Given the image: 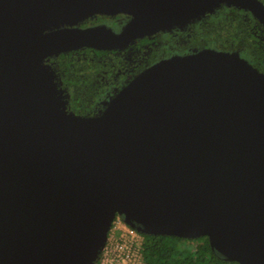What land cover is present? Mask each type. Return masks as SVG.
I'll return each mask as SVG.
<instances>
[{"label":"water","instance_id":"95a60500","mask_svg":"<svg viewBox=\"0 0 264 264\" xmlns=\"http://www.w3.org/2000/svg\"><path fill=\"white\" fill-rule=\"evenodd\" d=\"M221 4L264 25L260 0H0V264H92L116 214L264 264V73L237 52L176 54L81 115L52 61L124 49ZM119 14V31L80 26Z\"/></svg>","mask_w":264,"mask_h":264},{"label":"trees","instance_id":"16d2710c","mask_svg":"<svg viewBox=\"0 0 264 264\" xmlns=\"http://www.w3.org/2000/svg\"><path fill=\"white\" fill-rule=\"evenodd\" d=\"M106 17L108 16L95 15L88 20L92 21V19H97L104 21ZM149 38L151 37L145 36L137 39L136 42H138V46L140 44H149L151 42ZM80 51L84 55H76V50H72L60 53L52 58V61L58 68L63 86L69 88L71 92L70 108L81 115H93L97 113L95 110L96 106H100L97 104L99 99H102V97L106 98L108 94L109 96L114 95L118 89L126 84L123 82L125 76H116L113 74L109 77L112 72H116L118 69L116 66L120 59L114 55L120 50L83 48ZM85 56H92V60H84ZM104 57L113 58L114 60H99ZM86 63H89V67L94 69V73L104 72L107 78L102 81V76L94 75L93 79L84 77L82 70L87 69ZM109 87H111L110 92L107 90ZM112 88H116V90L112 91ZM103 107L101 106V109ZM142 235L144 237L142 254L147 264H238L234 261H227L214 252L206 236L187 239L160 234Z\"/></svg>","mask_w":264,"mask_h":264},{"label":"flooded vegetation","instance_id":"af4514ba","mask_svg":"<svg viewBox=\"0 0 264 264\" xmlns=\"http://www.w3.org/2000/svg\"><path fill=\"white\" fill-rule=\"evenodd\" d=\"M260 1L264 2V0ZM119 16L125 17L119 26L122 27L128 20V16ZM210 16L213 18L209 19ZM114 17H118V15ZM106 25L114 27L112 24ZM113 29L120 30L115 27ZM171 31H160L148 36L151 37L149 44L138 46V42L135 41L134 44L126 48H131L137 54L136 58L129 62V65H124L125 83L136 73L160 59L176 54H189L204 48L237 52L258 71L264 73V25L244 8L233 4H221L212 13L208 12L196 18L192 24H185L182 29L173 27ZM163 34H166V37L159 41L157 47L152 50V44L155 45L159 36ZM117 50H120L117 51L119 54H123L120 53L121 51L124 52L123 49ZM149 50L153 54L148 53ZM148 54L150 57H147Z\"/></svg>","mask_w":264,"mask_h":264},{"label":"rangeland","instance_id":"374dc122","mask_svg":"<svg viewBox=\"0 0 264 264\" xmlns=\"http://www.w3.org/2000/svg\"><path fill=\"white\" fill-rule=\"evenodd\" d=\"M212 13V12H211ZM128 18V17H127ZM213 18V16H210V18L209 19H212ZM124 19H125V17L124 16H118V17H114V16H108V17H106L105 19H104V21H100V20H97V19H92V21H86L85 23H83V24H81L80 26L81 27H87V26H93V25H97V24H112L116 29H121V27H119L120 26V24L124 21ZM127 21V20H126ZM112 27V26H111ZM114 27H112V29L114 28ZM114 30V29H113ZM171 31V30H170ZM172 32V31H171ZM156 34V33H155ZM154 35V34H153ZM152 36V35H151ZM166 37V34H163V35H160L159 36V40L155 43V45H153L152 44V46H151V49L152 50H154L156 47H157V44H158V42L159 41H162L164 38ZM171 43V42H170ZM169 44V43H168ZM163 46V45H162ZM81 49H78V50H76V55H79V54H82V55H84L83 53H82V51H80ZM146 50H147V48H146ZM120 53H123V54H119V53H117L116 55H114L115 57H117L118 59H120L119 61H118V64H117V66L116 67H118V69H117V71L116 72H112L110 75H109V77L110 76H112L113 74H115L116 76H125V80H123V82H125L126 81V75L125 74H123V71H124V65H129V62H131L132 60H134L136 57V54H137V52H133L132 50H131V48L130 49H126V50H124V52H120ZM148 53H150V54H153L152 53V51L151 50H149V52ZM150 54H148V56L147 57H150ZM85 59H88V60H92V56H90V57H86L85 56V58H84V60ZM99 60H106V61H110V60H114L113 58H108V57H104L103 59H99ZM86 66H87V69H85V70H82V75L84 76V77H87V78H91V79H93L94 78V75H96V76H102V78H101V80L102 81H104L107 77H105V75H104V72H97V73H94V69L92 68V67H89L90 65H89V63H86ZM128 82V81H127ZM126 82V83H127ZM124 86V85H123ZM107 90L110 92L111 91V87H109V88H107ZM116 90V88H112V91H115ZM119 90V89H118ZM117 90V91H118ZM68 91L70 92V90H69V88H68ZM116 93V92H115ZM70 95H71V92H70ZM111 96H113V95H110L109 96V94L108 95H106V98L105 97H102V99H99L98 101H97V104H99L100 106L99 107H97L96 106V108H95V110L97 111V113L101 110V106L103 107L104 105H105V103L109 100V98L111 97ZM123 222L125 223V221L123 220V217L120 215V214H116V216H115V218L113 219V221L111 222V224H110V227H109V229H108V231H107V233H106V237H105V240H106V238L110 235V234H114V236H115V238H119L120 237V234H121V231L119 230V227L118 226H123ZM126 225H128L127 223H126ZM129 226V225H128ZM136 230V229H135ZM137 231V230H136ZM139 232V231H138ZM140 233V232H139ZM142 234V233H141ZM138 258V257H137ZM136 258V259H137ZM142 262H145V264H147L146 263V261H144V259H143V261Z\"/></svg>","mask_w":264,"mask_h":264},{"label":"built area","instance_id":"2783aa9c","mask_svg":"<svg viewBox=\"0 0 264 264\" xmlns=\"http://www.w3.org/2000/svg\"><path fill=\"white\" fill-rule=\"evenodd\" d=\"M118 227L120 237L115 238L114 234H110L92 264H145L142 262L143 235L124 222L123 226Z\"/></svg>","mask_w":264,"mask_h":264}]
</instances>
